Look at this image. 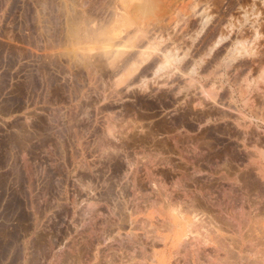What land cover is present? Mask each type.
<instances>
[{
  "label": "rangeland",
  "instance_id": "374dc122",
  "mask_svg": "<svg viewBox=\"0 0 264 264\" xmlns=\"http://www.w3.org/2000/svg\"><path fill=\"white\" fill-rule=\"evenodd\" d=\"M247 64H264V0H0V114L7 128L47 119L53 133L48 222L65 231L54 264H131L134 247L166 233L149 222L152 207L177 208L193 192L210 200L201 210L211 202L206 210L225 215L221 243L264 254V134L253 112L264 68L253 83L236 70ZM46 220L23 219V229Z\"/></svg>",
  "mask_w": 264,
  "mask_h": 264
},
{
  "label": "crops",
  "instance_id": "0c3cea01",
  "mask_svg": "<svg viewBox=\"0 0 264 264\" xmlns=\"http://www.w3.org/2000/svg\"><path fill=\"white\" fill-rule=\"evenodd\" d=\"M262 68H264V64H247L243 69L241 65H238L236 70L240 78L243 74L245 79L255 83L258 82L257 80L260 81L259 74ZM229 88L233 96L235 94L233 87L229 86ZM255 99L257 100L253 112L259 118L256 123L257 129L261 130V134H264V95L256 94ZM237 102L235 106L242 110L241 102ZM174 103H177L176 96ZM248 110L249 108L243 109V111ZM16 136H22L23 140L16 141ZM11 139L15 141L12 140V142ZM53 139V133L48 127L47 119L39 127L32 129L7 128L6 115L5 113L0 114V248H3L0 249V264H29L30 261L31 264H54L55 240L57 242L63 241L65 231L63 228H55L53 222H48L49 217L54 215V199L58 198L55 195ZM13 167H15V171ZM4 184L6 185L4 186ZM85 195L88 196L89 194L85 193ZM39 200L42 202L40 207L38 206ZM23 214H25L24 218ZM37 215H45L47 217L46 223L42 225L32 223L23 229V219L25 221L29 218L34 220ZM28 235L31 254H23V236L27 237ZM35 242L37 245L39 243V246ZM34 243L37 250L32 247Z\"/></svg>",
  "mask_w": 264,
  "mask_h": 264
},
{
  "label": "bare ground",
  "instance_id": "6f19581e",
  "mask_svg": "<svg viewBox=\"0 0 264 264\" xmlns=\"http://www.w3.org/2000/svg\"><path fill=\"white\" fill-rule=\"evenodd\" d=\"M146 59V58H145ZM144 59V60H145ZM143 60V61H144ZM135 68V67H134ZM160 70V69H159ZM14 139H15V137H13ZM16 138H17V140L16 141H21V137L20 136H16ZM14 139H11V141L13 140V141H15ZM3 141V140H2ZM12 141V142H13ZM1 142V141H0ZM19 143V142H18ZM17 143V144H18ZM10 145H11V143H10ZM14 145V144H13ZM16 145V144H15ZM18 146H19V144H18ZM14 147V146H13ZM16 148H17V146H16ZM175 148V147H174ZM196 149V148H195ZM175 150V149H174ZM197 150V149H196ZM199 150V149H198ZM181 151V150H180ZM182 152H184V151H182ZM193 152V151H192ZM200 152V151H199ZM201 152H203L202 150H201ZM195 153V152H194ZM205 153V152H204ZM204 153H203V155H204ZM184 154V153H183ZM189 154V153H188ZM196 154L197 153H195L194 155L196 156ZM180 155H181V153H180ZM191 155V154H190ZM198 155V154H197ZM183 156V155H182ZM200 156H202L201 154H200ZM205 156V155H204ZM185 157V156H184ZM186 157H187V155H186ZM163 158V157H162ZM188 158H190L189 156H188ZM187 158V159H188ZM193 158V155H192V157H191V159ZM205 158V157H204ZM194 159V158H193ZM186 160V159H185ZM202 160V159H201ZM14 161V160H13ZM13 161H11V162H13ZM169 161V160H168ZM188 161H189V159H188ZM191 161V160H190ZM189 161V162H190ZM194 161V160H193ZM203 161H205V160H203ZM5 162H7V161H5ZM18 162V161H17ZM163 162H165V164H166V166H168L167 165V163H170V162H167L166 163V161H164L163 160ZM195 162V161H194ZM16 163V162H15ZM14 163V164H15ZM176 163V162H175ZM206 163V162H205ZM5 164V163H4ZM8 164V163H7ZM22 164V163H21ZM159 164V163H158ZM191 164H192V162H191ZM191 164H189L190 166H191ZM10 165V164H9ZM15 165H17V164H15ZM23 165V164H22ZM170 165H172L171 163H170ZM185 165H186V163L185 164H183V167H184V170H183V167H181V166H179L178 168H182V170L183 171H186L185 170ZM195 165H197V164H195ZM11 166V165H10ZM14 166V165H13ZM161 166V165H160ZM165 166V165H164ZM212 166V165H211ZM156 167V166H155ZM170 167V166H169ZM168 167V168H169ZM174 167V166H173ZM187 167H189L188 165H186V168ZM197 167H199V166H197ZM196 166L194 167V168H197ZM208 167H209V165H208ZM14 168V171H15V167H13ZM154 168V167H153ZM175 168V167H174ZM177 168V169H178ZM194 168H193V170H194ZM20 169H21V167H20ZM146 169H147V167H146ZM149 169V168H148ZM147 169V170H148ZM172 169V168H171ZM199 169H200V167H199ZM211 169V168H210ZM158 170V169H157ZM161 170H162V168H161ZM163 170H164V168H163ZM162 170V171H163ZM169 170H170V168H169ZM193 170H191V168H190V173H191V171H193ZM195 170H197V169H195ZM194 170V172L196 173L197 171H195ZM13 171V172H14ZM200 171H201V169H200ZM18 172V171H17ZM148 172H150V171H148ZM167 172H168V170H167ZM181 172V171H180ZM189 172V171H188ZM205 172V171H204ZM177 173H179V170H177ZM181 173H183V172H181ZM189 173V176L191 175ZM194 173V174H195ZM199 173V171L196 173V175ZM200 173H202V172H200ZM158 174H159V172H158ZM157 174V175H158ZM161 174V173H160ZM165 174V173H164ZM180 174V173H179ZM186 174H187V172H186ZM186 174H183V176H185ZM193 174V173H192ZM213 174V173H212ZM0 175H1V173H0ZM12 175V174H11ZM14 175H16V174H14ZM22 175V174H21ZM149 175V174H148ZM163 175V174H162ZM178 175V174H177ZM188 175V174H187ZM186 175V176H187ZM195 175V176H196ZM13 176V175H12ZM164 176V175H163ZM178 176H180V175H178ZM178 176H177V178H178ZM181 176H182V174H181ZM184 177V178H188V177ZM192 176V175H191ZM191 176H190V179H188V180H191ZM201 176V175H200ZM3 177H5V176H3ZM204 177V176H203ZM6 178V177H5ZM4 178V179H5ZM17 178V177H16ZM179 178H181L180 180L182 181V177H179ZM178 178V179H179ZM183 178V179H184ZM194 178H197V177H194ZM193 177H192V180L194 179ZM206 178V177H205ZM152 179H153V176L151 177V183H152ZM164 179V178H163ZM178 179H177V181H178ZM1 180V179H0ZM6 180V179H5ZM12 180V179H11ZM195 180V179H194ZM193 180V181H194ZM197 180V179H196ZM196 180H195V182H196ZM153 181H154V179H153ZM155 181H156V179H155ZM154 181V182H155ZM163 181V180H162ZM180 181V182H181ZM192 181V182H193ZM202 181V180H201ZM2 182V181H1ZM4 182V181H3ZM18 182V181H17ZM179 182V181H178ZM186 183V181H182L181 183H182V185L180 186L181 188L182 187H186V185H185V183ZM5 183V182H4ZM16 183V182H15ZM156 183H157V181H156ZM155 183V185L154 186H157V188H158V184L159 183H161L160 182V179H159V182L156 184ZM183 183H184V185H183ZM189 183V182H188ZM17 184V183H16ZM165 184V185H164ZM162 183V184H160L161 185V187L160 188H162V187H164V186H166L167 187V185H166V183ZM187 184V183H186ZM6 184H4V186H5ZM162 185H164V186H162ZM178 185V184H177ZM180 185V184H179ZM178 185V186H179ZM45 186V185H44ZM154 186H152V187H154ZM207 186V185H206ZM8 187H9V185H8ZM200 187V186H199ZM2 188V187H1ZM11 188V187H10ZM159 188V189H160ZM177 189H179L178 187H177ZM199 189H201V187L199 188ZM206 189H208V188H206ZM186 191V190H184V188L183 189H181V191ZM157 191V190H156ZM178 191V190H177ZM181 191H179V192H181ZM182 191V192H183ZM194 191V190H193ZM193 191H191V192H193ZM208 191V190H207ZM172 192V191H171ZM179 192L177 193L178 195H180V194H182V193H180L179 194ZM187 192V191H186ZM186 192H184V193H186ZM197 192V191H196ZM152 193H153V191H152ZM155 193V192H154ZM160 193V192H159ZM183 193V194H184ZM188 193V192H187ZM193 193H195V192H193ZM193 193H190L191 195H190V197L191 198H193V197H196V196H194V194ZM161 194V193H160ZM154 195V194H153ZM167 195V194H166ZM170 195H171V193H170ZM195 195H197V194H195ZM200 194H198L197 196H199ZM202 195L203 194H201L200 196L202 197ZM17 196V195H16ZM165 196V195H164ZM172 196V195H171ZM184 196H185V194H184ZM187 196H188V194H187ZM187 196H185L186 197V199L187 200H185V199H182L183 198V196L182 197H180L179 198V196L177 197V198H179L181 201H184V202H180L178 205H177V208L176 207H172L171 206V208L169 209L168 207H170V206H168L169 204L167 203L166 204V206H168L167 208V210H159L157 207H158V205L157 206H155V203L156 204H158L157 202H158V200L156 201V202H154V201H152L151 203H149L150 201L149 200H147V201H149L148 202V204H150L149 205V207H151V205H152V203H154V206L157 208H154L153 209V207H152V210L150 211V213H149V217H148V220H149V222L151 223V225L153 224V223H156L157 224V226H158V228H163L162 230H166V233L165 234H155V235H153L154 233H152V235H150L152 238H150V236L149 235H146V234H144V235H146L147 237H148V239L151 241V239H152V243H151V245H149V243L148 244H146L147 243V239H146V242H145V244H146V246L148 247H146L145 246V244L143 243V244H141V245H137L138 246V248H137V250H135L133 247V253H134V251H137V252H135V253H138L139 254V256H140V258H139V256H138V258H136V256H133L132 254H131V258H130V260L132 261V263L131 264H264V254H263V252L262 251H260V250H257L259 247H258V245H257V249L255 248L256 246H254L256 243H254L253 245H252V243L250 244V246H249V248L248 249H246L245 251H246V254L244 255L243 253L245 252L241 247H238V245H237V247L238 248H235L236 246H234V248L233 247H231L230 245L228 246V244L226 245V244H224L223 242L221 243V241H219V239L221 238V235H219L218 233H216V234H214L215 233V231L217 232L218 231V229L220 230L221 228V226L222 225H225L226 223V221H225V215L224 214H220V211H219V213H216L217 214V217L216 216H213V215H211L212 213H214L213 211H212V209L213 208H211V210L210 211H212L211 212V214H209L208 212H204L203 210L205 209L206 210V208H208V207H206V206H209L210 205V207H211V205L212 204H208L207 205V203H206V206H204L203 207V210H201L200 209V207L202 206V202H201V197H199V199H200V202H199V199L197 200V198H193V199H191L189 196H188V198H187ZM205 196V195H204ZM151 197V196H150ZM157 197V196H156ZM159 197V196H158ZM157 197V198H158ZM148 198V197H147ZM157 198H155V199H157ZM206 199H204L203 198V200H206L207 201V199H208V196L207 197H205ZM165 199H166V197H165ZM169 199V198H168ZM167 199V200H168ZM177 200V201H180V200ZM11 200H12V198H11ZM14 200V199H13ZM163 200V199H162ZM167 200H165L164 202H167ZM170 200V199H169ZM202 200V201H203ZM15 201V200H14ZM208 201H210V200H208ZM207 201V202H208ZM169 202V201H168ZM5 203V202H4ZM23 203V202H22ZM173 203V202H172ZM171 203V204H172ZM174 203H175V201H174ZM178 203V202H177ZM204 203V202H203ZM6 204V203H5ZM11 204V203H10ZM15 204V203H14ZM21 204V203H20ZM136 204V203H135ZM143 204V203H142ZM148 204H145V207L144 208H146V206L148 205ZM170 204V205H171ZM15 205H17V204H15ZM162 205L164 206V208L166 207L165 206V203L163 204L162 203ZM8 206V205H7ZM137 206V205H136ZM144 206V205H143ZM214 206V205H213ZM18 207V206H17ZM135 207V206H134ZM133 207V208H134ZM139 207V206H138ZM206 207V208H205ZM19 208V207H18ZM147 208H148V206H147ZM163 208V207H162ZM202 208V207H201ZM11 209V208H10ZM10 209H9V211H10ZM13 209V208H12ZM142 209H143V207H142ZM149 209V208H148ZM210 209V208H209ZM209 209L208 210H206V211H209ZM140 211L139 212H141L142 210L141 209H139ZM146 210V209H145ZM144 209H143V211L142 212H144L145 211ZM7 211V210H6ZM209 211V212H210ZM141 212V213H142ZM7 213V212H6ZM25 213V212H24ZM215 213H214V215H216ZM25 216V214H23V217ZM128 217V216H127ZM216 217V219H214ZM17 218V217H16ZM133 219V218H132ZM228 219L230 220V218L228 217ZM2 220V219H1ZM137 221H135V220H130V221H132V224L134 223V221L136 222L135 224H137L138 222H141L140 221V217H138L137 219H136ZM142 220H144V217H143V219ZM147 220V221H148ZM126 221V220H125ZM129 221V220H128ZM129 221V222H130ZM146 222V224L145 223H143V222ZM144 221H142L141 222V224L140 225H138L137 224V226L138 227H144V226H146V228H147V225H148V223H147V221L146 220H144ZM234 221V219L232 220V221H230V222H233ZM240 221V220H239ZM235 223H232V227L234 226V227H236L234 230L235 231H237V232H241L240 230H242V229H240V223L237 221H234ZM143 223V224H142ZM130 224V226H132L131 225V222L129 223ZM145 224V225H144ZM156 224L155 225H153V226H151V228L153 227L154 229H155V227H157L156 226ZM141 225H144V226H141ZM1 226V225H0ZM15 226V225H14ZM133 226H136V225H134L133 224ZM136 226V227H137ZM150 226V225H149ZM135 227V229H138V228H136ZM21 228V227H20ZM158 228H156L157 230H158ZM215 228H216V230H215ZM248 228V227H247ZM131 229H134L133 227H131ZM142 229H144V228H142ZM148 229V228H147ZM147 229H146V231H147ZM160 229H159V231H160ZM225 229V228H224ZM231 229V228H230ZM129 230H130V228H129ZM152 230V229H151ZM221 230H223V228L221 229ZM244 230V229H243ZM16 231V230H15ZM131 231V230H130ZM153 232H154V230H152ZM224 231V230H223ZM228 231V230H227ZM243 232V231H242ZM132 233L133 232H131V235L130 234H127V235H129V238H130V236H132ZM2 234V233H1ZM137 234V233H136ZM3 235V234H2ZM135 235V234H134ZM218 235V236H217ZM244 235V234H243ZM11 236V235H10ZM13 236V235H12ZM139 236H141V235H139ZM143 236V235H142ZM146 236H144V237H146ZM237 236H239L238 235V233H237ZM136 237V236H135ZM229 237V236H228ZM243 238H244V236H242ZM246 237V236H245ZM13 238V237H12ZM39 238V237H38ZM37 238V239H38ZM232 239L231 240H233L234 238L233 237H231ZM242 238V239H243ZM2 239H3V237H2ZM137 239H138V237H137ZM224 239V238H223ZM250 238H249V236H248V240H249ZM40 240V239H39ZM221 240H222V238H221ZM226 240V239H225ZM230 240V239H229ZM1 241V240H0ZM36 241V240H35ZM223 241V240H222ZM243 241H244V239H243ZM251 241V240H250ZM250 241H247V242H250ZM11 242V241H10ZM38 242H40V241H38ZM43 242V241H42ZM149 242V241H148ZM227 242H229V241H226V243ZM246 242V243H247ZM36 243V242H35ZM35 243L33 244V248H37L36 246H35ZM161 244L162 246H163V248L162 249H156L155 248V245L156 244ZM245 243V244H246ZM7 244V243H6ZM5 244V245H6ZM157 244V245H158ZM159 244V245H160ZM249 244V243H248ZM3 245H4V243H3ZM36 245H37V243H36ZM236 245V244H235ZM8 246V245H7ZM37 246H39V243H38V245ZM233 246V245H232ZM44 247H45V245H44ZM2 248V247H1ZM0 248V249H1ZM3 249V248H2ZM38 249H39V247H38ZM35 250H37V249H35ZM128 252H130V251H128ZM132 252V251H131ZM130 252V253H131ZM1 253V252H0ZM4 255V254H3ZM263 258H262V257ZM34 257V256H33ZM260 257V258H259ZM234 259V260H231V259ZM31 260V259H30ZM29 260V261H30ZM36 260V259H35ZM122 262V261H121ZM125 262V261H124ZM123 263V262H122ZM29 264H31V261H30V263ZM125 264H127V262H125Z\"/></svg>",
  "mask_w": 264,
  "mask_h": 264
}]
</instances>
